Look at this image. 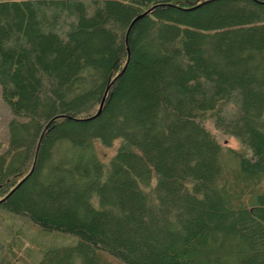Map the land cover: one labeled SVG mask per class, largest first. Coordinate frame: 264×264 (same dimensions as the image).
<instances>
[{
  "label": "trees",
  "instance_id": "obj_1",
  "mask_svg": "<svg viewBox=\"0 0 264 264\" xmlns=\"http://www.w3.org/2000/svg\"><path fill=\"white\" fill-rule=\"evenodd\" d=\"M0 98L36 264H264V0H0Z\"/></svg>",
  "mask_w": 264,
  "mask_h": 264
},
{
  "label": "rangeland",
  "instance_id": "obj_2",
  "mask_svg": "<svg viewBox=\"0 0 264 264\" xmlns=\"http://www.w3.org/2000/svg\"><path fill=\"white\" fill-rule=\"evenodd\" d=\"M12 115L7 105L0 98V147L4 150L7 141V124L12 119ZM221 147L219 151L218 162L222 168V172L228 171L234 164L231 159V150L237 149L233 139H222L219 141ZM117 142L111 147L103 148L97 143H94L95 153L97 158L106 162L113 154ZM14 237L21 242L22 248L16 252L9 245L14 242ZM75 237L58 233H44L37 230L36 227L25 221L23 218L13 214L0 211V264H36L39 259L40 251L44 247H57L63 245H74ZM7 247L11 248L14 253H6ZM13 247V246H12Z\"/></svg>",
  "mask_w": 264,
  "mask_h": 264
},
{
  "label": "water",
  "instance_id": "obj_3",
  "mask_svg": "<svg viewBox=\"0 0 264 264\" xmlns=\"http://www.w3.org/2000/svg\"><path fill=\"white\" fill-rule=\"evenodd\" d=\"M142 16H143V15H140V16L136 17V18L133 20V22H134L135 20L141 18ZM99 110H100V106H99V109L97 110V113H96V114H98Z\"/></svg>",
  "mask_w": 264,
  "mask_h": 264
}]
</instances>
